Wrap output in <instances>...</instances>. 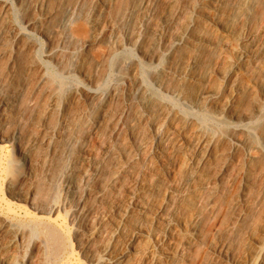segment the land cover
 Instances as JSON below:
<instances>
[{
	"label": "rangeland",
	"instance_id": "1",
	"mask_svg": "<svg viewBox=\"0 0 264 264\" xmlns=\"http://www.w3.org/2000/svg\"><path fill=\"white\" fill-rule=\"evenodd\" d=\"M15 133L0 264H264V0H0Z\"/></svg>",
	"mask_w": 264,
	"mask_h": 264
},
{
	"label": "bare ground",
	"instance_id": "2",
	"mask_svg": "<svg viewBox=\"0 0 264 264\" xmlns=\"http://www.w3.org/2000/svg\"><path fill=\"white\" fill-rule=\"evenodd\" d=\"M35 5H36V7L42 6L38 2ZM84 12H85L84 6L81 5L80 3L76 4L72 8L71 13L68 16V18L64 21V25H63L64 29L66 31L70 32L72 35H75L77 37L81 36L86 30L85 25L82 24L79 27H77V26L75 27L74 22L76 19L80 20L82 18V16L84 15ZM2 14H4L5 16L9 14V7L7 4L3 5ZM146 16H144V18H143L144 20H145ZM167 24H168V22L164 21L163 24L161 25V27L159 29H157L156 34L160 35L162 33L163 29L167 27ZM27 25L30 27L31 22H28ZM173 42H174V44H178V45L187 44V42H189V38H188L187 33L181 32V33L175 34V36L173 37ZM241 55H244V53H241ZM47 57L49 59L53 60L58 66H60V67L65 66L64 57L57 50H53L52 52H50ZM47 83H48V77H47L46 71H40L39 75H38V79H37V89L36 90H38V89L42 90V89L46 88ZM7 141H14V143H16L18 145V147L20 148L19 151H20L21 155L24 156L25 158L28 157V148L27 147L23 148V146H21V142H20V138L18 136V133H15L9 139H7L6 137H0V143H3V145L1 146V149L3 147L7 146ZM1 161H2V159L0 156V162ZM15 239H18V234L14 237L13 240H15Z\"/></svg>",
	"mask_w": 264,
	"mask_h": 264
}]
</instances>
